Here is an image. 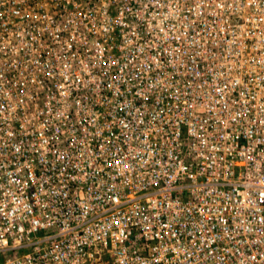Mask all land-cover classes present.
Returning <instances> with one entry per match:
<instances>
[{
  "label": "built area",
  "instance_id": "obj_1",
  "mask_svg": "<svg viewBox=\"0 0 264 264\" xmlns=\"http://www.w3.org/2000/svg\"><path fill=\"white\" fill-rule=\"evenodd\" d=\"M0 264H264V0H0Z\"/></svg>",
  "mask_w": 264,
  "mask_h": 264
}]
</instances>
